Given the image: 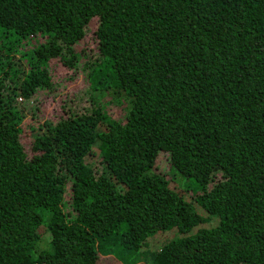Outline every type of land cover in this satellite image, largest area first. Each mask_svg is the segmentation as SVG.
<instances>
[{"label": "trees", "instance_id": "16d2710c", "mask_svg": "<svg viewBox=\"0 0 264 264\" xmlns=\"http://www.w3.org/2000/svg\"><path fill=\"white\" fill-rule=\"evenodd\" d=\"M0 264H264V0H0Z\"/></svg>", "mask_w": 264, "mask_h": 264}, {"label": "rangeland", "instance_id": "374dc122", "mask_svg": "<svg viewBox=\"0 0 264 264\" xmlns=\"http://www.w3.org/2000/svg\"><path fill=\"white\" fill-rule=\"evenodd\" d=\"M57 72L59 73L58 76L60 75L62 77V75H63L62 73L64 72V70L62 68H59ZM70 89H72V87ZM49 113H50V110L46 112V115H44V117L48 116ZM158 168H159V170L164 171V166H159Z\"/></svg>", "mask_w": 264, "mask_h": 264}]
</instances>
